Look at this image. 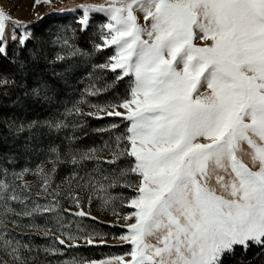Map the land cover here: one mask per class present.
I'll return each instance as SVG.
<instances>
[{
	"label": "snow or ice",
	"instance_id": "6c2138e0",
	"mask_svg": "<svg viewBox=\"0 0 264 264\" xmlns=\"http://www.w3.org/2000/svg\"><path fill=\"white\" fill-rule=\"evenodd\" d=\"M40 2L34 0L33 7ZM75 10L82 12L81 33L93 14L105 17L98 25L102 43L93 47L111 48L113 55L93 66L100 74L65 108L63 118L10 119V128L33 138L72 132L64 137L66 151L52 140L46 161L35 169L14 171L11 180L6 169L0 173V264H51L39 253L63 256L82 246H107L105 234L78 223L73 230L75 221L67 219H97L85 211L81 192L88 207L95 196L117 218L112 226L122 231L112 239L127 250L100 261L73 256L58 264H224L238 247L244 253L253 246L264 249V0H107ZM32 36L0 4V55L7 56L11 40L21 76L17 83L0 75V97L11 86L36 103H49L57 81L67 83L72 71L71 64L61 71L56 66L91 53L58 37L53 43H62L63 50L53 59L47 60L43 44L25 55ZM41 59L55 79L28 85L26 68ZM104 70L113 74L111 81ZM125 79V92L113 100L86 99L116 90ZM81 105L96 111L86 113ZM93 116L121 123L94 129L112 135L101 145L80 148L76 133L84 131V118ZM60 165H70L72 172L66 187L54 189ZM26 173L37 177L35 183L24 179ZM115 188L134 194L114 195ZM117 201L132 211H119ZM39 217L50 219L41 224ZM19 228L42 234L49 243L33 244L31 236L25 242Z\"/></svg>",
	"mask_w": 264,
	"mask_h": 264
},
{
	"label": "trees",
	"instance_id": "16d2710c",
	"mask_svg": "<svg viewBox=\"0 0 264 264\" xmlns=\"http://www.w3.org/2000/svg\"><path fill=\"white\" fill-rule=\"evenodd\" d=\"M78 28L79 25L76 19L68 16L47 17L33 27V36L28 42L25 55L30 52L34 45L43 44L44 55L47 57V60L53 59L57 52L63 50L62 43H53V41H57L58 37L69 38L74 47L81 49L84 53H91V55H80L74 57L71 61H66L64 64L56 66V71H61L68 64H71L72 71L65 77L67 83L57 81L58 92L49 103L34 102L31 98L25 97L18 87L9 86L3 89L4 92L9 94L0 97V160L6 159L5 162L7 159L13 161L16 154H20V148H23L22 150L25 151L24 142L32 144L35 150L38 149L36 145L41 144L43 148L52 140H55L57 144H67L64 137L66 134H71V128L59 134H53L52 137H31L27 139L28 132L17 133L14 128L9 127V121L13 117H18L25 121L63 118L62 114L65 108H70L75 101L79 100L84 89L100 74L99 71L94 72L93 66L105 63L107 57L112 55V50L104 48L95 51L91 32L87 30L81 33L78 31ZM16 50V45L10 44L7 47V56L0 55V75L7 76L9 79L16 80L19 83L21 76L17 73V65L13 63ZM26 73L28 85H32L37 78L55 79L52 76V69L45 59H41L39 63H29ZM103 76L107 81H111L114 78L109 70H104ZM99 83H103V81H99ZM127 84L125 79L116 90L98 96L87 95L86 99L91 104H104L107 101L113 100L118 94H123ZM84 119L86 120L84 131H77L76 133L79 136V140L77 141L78 147L88 148L98 146L103 144L104 141L109 140L112 135L111 133H97L94 129L111 124L116 121L115 118L106 117L97 119L95 117H85ZM68 121L72 123L73 117H68ZM122 129L120 128L119 131H122ZM89 167L91 169L92 165H89ZM112 192L114 195L123 194L125 197L133 194L128 188H115ZM31 243L40 244V242L37 243L35 241ZM96 250V247H87L82 250L83 253L81 255H84L87 259H98L99 256L94 253ZM40 258L44 259L41 255ZM224 264H264V249L253 246L247 253H244L241 248H237L234 256H226L224 258Z\"/></svg>",
	"mask_w": 264,
	"mask_h": 264
},
{
	"label": "rangeland",
	"instance_id": "374dc122",
	"mask_svg": "<svg viewBox=\"0 0 264 264\" xmlns=\"http://www.w3.org/2000/svg\"><path fill=\"white\" fill-rule=\"evenodd\" d=\"M107 0H51L50 3H45L43 0H41L40 3H36L33 7L34 0H0V4H2L3 8L10 12L11 16L13 18H16L20 21H22L25 25H27L28 31L32 32L33 27L36 26L39 22H41L44 18L51 17V16H68L71 18L76 19L78 21L79 17L82 15L81 11L75 10L78 5L81 4H90V5H99V4H106ZM66 9H73V11H67ZM63 10V11H62ZM41 17L43 19H41ZM105 20V17L102 14H93L91 16V24L88 27V31L91 32L93 44L95 43H102V41L99 38V27L98 25L100 23H103ZM142 22V21H141ZM12 29H9V35H11ZM22 31V29H17V32ZM13 44L11 40L8 41L7 47ZM111 49V48H110ZM112 50V49H111ZM113 55V50H112ZM119 71V70H117ZM128 83V79H126ZM84 112H95L96 109L89 108L87 105H81ZM94 117V116H93ZM109 118H115L116 121L112 123H121V119L117 117H109ZM123 127V124H121V129ZM124 129H122L123 131ZM27 133V131H26ZM27 139L31 138L30 133H27ZM32 140V139H31ZM66 144H62L61 151H66V148L64 147ZM25 151L22 150L23 148H20V154H16V157L12 160H8L5 162L6 159L0 160V173H2L3 170H7L8 179L11 180V173L12 172H20L24 168H30L35 169L38 164H40L42 161H46L45 157V150L47 148V144L42 148L41 144L36 145L38 147L37 150L33 149L32 144H28L27 142H24ZM27 150V151H26ZM15 156V155H14ZM47 167H51V165H47ZM88 170H91L89 165L86 166ZM107 167V166H104ZM72 168L70 165H60L55 176H54V184L53 188L55 189L56 185H60L62 187H66L65 181L66 178L71 176ZM85 173L84 171H80V175L83 176ZM0 179H3V175H0ZM24 179L35 183L37 177L32 175L31 173H26L24 175ZM17 184H20L21 181L17 180ZM36 189H34L35 191ZM131 190V189H129ZM131 192L134 194L133 190ZM132 194V195H133ZM132 195H127L132 196ZM81 196L85 199V211H90L92 217H96V220L91 219L90 217L85 218H74V217H67L69 220H74L75 223H73L72 228L75 230L77 223L81 226L86 228L87 230H95L97 232H100L102 234H105V237L107 239V246L105 245H99V246H93L96 247L97 250L94 252L96 255L99 256L98 259H95L97 261H100L102 259H106L112 254H122L124 251L127 250L126 246L121 247L117 246L119 245V241L113 240V235H119L122 231L121 227L119 225L113 227V224H116L117 218L110 214L109 211H105L101 206L98 200H96L95 196H93L91 206H87V194L84 192H81ZM51 200V197L48 198ZM43 202V201H42ZM61 203L68 207L67 201L61 197ZM124 208V209H123ZM121 208L119 205V201H117V209L119 211L128 212L132 211L131 209H128L126 206ZM50 219V217H39L37 218L36 222L38 223H45L46 220ZM30 222L29 220L25 219L24 223ZM126 223V222H125ZM108 226V227H106ZM8 227L11 229L13 226L9 223ZM18 233H23L24 235L20 238L24 239L25 242H28L29 237L31 236V242H40V244L37 245H45L46 243H49L42 239V234H34L27 228H19L15 230ZM83 243V242H81ZM91 247V246H82L79 248L71 249V250H65V254L63 256H49L45 257L43 253H39V255L42 256L44 259H48L51 261V264H58L59 261L68 260L71 259L73 256L75 257H83L84 255H81L83 253V249ZM239 248V247H238ZM79 255H78V254Z\"/></svg>",
	"mask_w": 264,
	"mask_h": 264
}]
</instances>
